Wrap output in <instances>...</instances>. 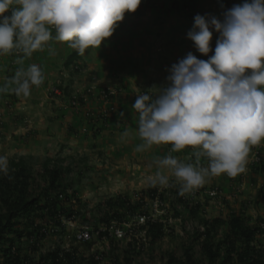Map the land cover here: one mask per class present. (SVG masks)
<instances>
[{
	"label": "clouds",
	"instance_id": "clouds-1",
	"mask_svg": "<svg viewBox=\"0 0 264 264\" xmlns=\"http://www.w3.org/2000/svg\"><path fill=\"white\" fill-rule=\"evenodd\" d=\"M140 3L141 0H0V56L20 52L30 58L46 46L52 54V40L66 42L84 55L88 49H99L102 41L113 35L125 13L135 12ZM221 8L224 10L219 17L196 14L187 32L197 52L213 54L204 60L189 51L166 68L169 74L165 85L139 92L132 104L138 114L137 135L141 141L135 151L171 145L168 155L153 157L157 171L149 178L150 185L168 187L170 176L166 170L179 184L181 195L196 190L194 199L198 201L213 189H200L212 177L244 173L251 149L253 154L259 151L257 164H263L264 0H243L231 8ZM213 32L219 33L214 49ZM19 63L23 64V59ZM45 78L40 65L20 67L10 82L14 87L10 88L6 81L0 86V94L11 91L26 98L31 88L41 86ZM110 91L114 94L103 96L102 92ZM116 93L114 89L99 90L90 85L68 95L56 85L49 88L48 96L59 98L64 108L84 110L85 118L95 121L90 103L101 99L104 106L100 116L106 118L109 110L105 106ZM185 149L191 151L182 159L171 154ZM203 160L207 162L203 164ZM257 164L250 162L251 166ZM8 169V158L0 155V173L7 175ZM83 227L91 231L90 225L76 228L72 235L76 242L75 234ZM68 234L66 229L58 236L71 243ZM28 242L33 243V238Z\"/></svg>",
	"mask_w": 264,
	"mask_h": 264
},
{
	"label": "crops",
	"instance_id": "crops-1",
	"mask_svg": "<svg viewBox=\"0 0 264 264\" xmlns=\"http://www.w3.org/2000/svg\"><path fill=\"white\" fill-rule=\"evenodd\" d=\"M232 1L229 0L228 8L233 6ZM154 2V0H141L135 12L125 13L124 19L118 22L113 35L105 38L99 49H88L84 55L71 49L66 42L52 40L49 42L50 47L55 50L52 54L46 46L43 51L33 52L30 58L23 57L20 52L0 56V86L8 81L10 88L14 87L10 82L16 70L20 67L26 68L30 64L40 65L46 77L41 86L31 88V94L26 98L17 96L11 91L0 94V119L3 120V134L11 137L19 136L21 142L25 144L27 140L30 142L33 139L39 145L41 141L53 142L54 138L58 139L62 145L69 143L72 151L70 159L72 157L75 159L74 166L78 168L82 165L85 170H88L84 177L83 172L80 173L79 170L73 185L70 179L65 180L68 188L77 191L80 197L82 192L85 194L92 192L94 196L103 197L98 182L105 183L111 180V176H115L114 171L117 172L118 180L122 182V188L110 196L107 195V199L118 195L131 198L136 193L148 190L150 183L142 188H136L133 187L132 181L129 183L126 177H123V174L126 176L128 173L124 166H127L126 163L133 157L132 148L141 143L136 133L138 114L132 108L136 95L141 91L158 90L161 85H165L167 83L165 78L169 74L166 68L176 63L179 58L186 56L189 51L204 60L213 54L210 52L205 56L197 52L194 42L187 37V32L193 26L196 14L212 13L215 15L216 11H219L214 0H165L160 4V8H155ZM242 2L243 0H237L236 4ZM191 4L195 7L193 8ZM185 5L190 6L192 10H188L191 13L183 9ZM181 10L184 11L182 14L179 13ZM152 11L158 15V22L165 24L168 21L169 24L171 23L169 26L179 25V28L174 32H167V38L164 39V28L159 30L146 23L144 19L145 13ZM53 35H55L54 32ZM218 35L219 33L213 32L211 41L213 49ZM21 59H23V64L19 63ZM56 85L68 95L81 87L90 85L114 89L117 93L105 106L108 108L111 106V112L106 118L100 116V111L104 106L101 99H99L101 102L93 100L90 103L96 116L95 121H90L85 118L84 110L75 112L73 109L64 108L59 98L48 96L49 88ZM120 112H124L125 115L121 116ZM33 123L36 128L42 126L46 130L37 132L39 129L31 128ZM26 130L30 131L23 134ZM33 130L35 134H32ZM52 133L58 134L59 137L51 138L48 134ZM262 144L264 146V143ZM86 148H89V151ZM170 149L171 145H154L148 150L149 158L153 161L154 156H166L170 153ZM190 151V149H185L171 154L182 159ZM262 151L261 168L250 165L251 149L244 173L236 177H229L226 174L212 177L201 188L219 187L225 197L232 199L234 196L235 199L233 198L232 201L238 202L241 208H245L246 197L241 192L236 193L238 182L246 184L247 180L251 181L253 176L257 178L262 176L261 184L264 187V171H262L264 170V147ZM205 161L203 160V164ZM68 166L69 176L72 165ZM156 171L152 168L151 173L150 168L146 169L148 176ZM82 177L83 183L81 182ZM89 178L93 181L88 180ZM249 190L250 188H247L245 194H248ZM259 193L264 199V192L260 187Z\"/></svg>",
	"mask_w": 264,
	"mask_h": 264
},
{
	"label": "trees",
	"instance_id": "trees-1",
	"mask_svg": "<svg viewBox=\"0 0 264 264\" xmlns=\"http://www.w3.org/2000/svg\"><path fill=\"white\" fill-rule=\"evenodd\" d=\"M214 2L221 12L224 10L221 5L225 8L229 6V0ZM183 9L191 10L187 5L183 6ZM189 10L188 13H191ZM34 162L36 163L33 159L31 162L24 158L17 161L11 159L7 175L0 173V264H102L104 252H95L90 258H85L78 254L74 247L57 246L47 251L41 250V245L48 237L63 235L67 226L62 220L85 225H88V221L85 205H81L79 194L68 188L65 179L62 178L63 174H67L68 166L62 168L57 159H48L38 174L44 182L40 185L37 184V176L33 172ZM164 194L153 186H149L145 192L150 199L158 195L163 200ZM123 197L118 195L104 202L105 207L102 210L109 212V215L104 214L102 218L100 217V221L95 222L94 227L97 228V223H108L110 218L124 216L122 208L126 206L130 220L134 221V217L141 212L142 202H128ZM204 197L212 201L208 194H204ZM176 198L191 216L198 215L204 206L198 199L184 200L179 191ZM218 198L219 196L213 199ZM71 202L79 203L80 206L74 207L70 205ZM172 205L174 206V203H168L161 219L137 226V232L144 227L150 243L160 240L166 234V224L162 218L169 213ZM143 211L148 213L146 209ZM258 220L256 224H251V217L246 215L245 210L239 213L230 211L227 219L216 217L202 220V230L196 231L193 239H200L201 253L206 264H264V249L258 242L261 233L264 232V227L260 226L264 224V217ZM221 227L226 229L222 237L219 236ZM93 232L91 229L90 233ZM104 234L107 235V232ZM30 238H33V243L28 242ZM111 243L113 251L109 264H129V258L137 253L134 242H126L124 255L120 258L118 254H114L119 240H112ZM90 244L91 241L87 242L86 246ZM193 249L190 244L186 245L182 257L179 258L169 253L167 264H199L201 260L195 257ZM97 255L100 258H96Z\"/></svg>",
	"mask_w": 264,
	"mask_h": 264
},
{
	"label": "rangeland",
	"instance_id": "rangeland-1",
	"mask_svg": "<svg viewBox=\"0 0 264 264\" xmlns=\"http://www.w3.org/2000/svg\"><path fill=\"white\" fill-rule=\"evenodd\" d=\"M154 1L156 3L154 2L153 6H155V8L158 7L160 8V4L165 0H154ZM232 2L234 5L237 3V0H233ZM191 5L193 8L195 7L193 6V4ZM183 12L184 11L181 10L179 13L182 14ZM220 14H221L220 10L219 11L217 10L215 13V15L218 17L220 16ZM157 16L158 15L154 14V12L152 11L145 13L144 19H146V23H149L151 26L153 25V27H156L159 30H162V28H164V33H163L164 39L166 37L167 32L171 33L179 28V25H174L172 27L169 26L171 23L169 24L168 21L165 22L166 25L158 22L159 18H157ZM94 86L97 87L99 90L102 89V87H98L96 85ZM109 108L108 110L109 112H111ZM2 121L3 120L0 119V155H5L8 158V162L11 159H15L17 161L24 158L26 161L28 160L32 161L30 159L32 157L35 158L38 161V163L34 164L33 172L37 176L36 177L37 184L40 185L44 184L43 179H41V177L38 174L43 170L42 167L45 166L48 159L50 160H53L54 158L57 159L60 162V166L62 168H65L68 165H72L70 166L72 169L70 175L68 176V174H63L64 176H62V178L65 180L70 179L71 185H73L76 182L77 174L79 170L80 173L83 172L82 173L83 177L87 175L85 173H88V170H85L84 169L85 167L83 168L82 165H80L78 168L77 166L75 167L74 157L70 159V155L72 154V151L70 150L69 143H65L64 145H62L61 142L58 141V139L54 138V137H59L58 134L55 133H52L51 135L48 134L51 138H54L55 141L53 142L41 141L39 145H37V142L33 139L30 142L29 140H27L26 144H28V147H26V144L21 142V138L19 136L11 137L10 135L3 134ZM31 128L35 130L39 129L37 130V132L46 130V128L42 126H38L36 128L34 123L32 124ZM35 130L31 132H34ZM28 131L30 130L23 131V134H25ZM32 134H35V132ZM135 148L136 146L132 148L133 151L132 159H129V161L126 163L127 166H124V168H126L128 173L126 174V176H124L123 174V177H126L125 179L129 183L130 181H132L133 187L142 188L144 185L149 183V178L155 174L154 172L153 174H150L151 176H148L146 169L150 168L152 173V168L156 169V166L152 163V160H150L148 151H144L143 153L142 152L138 153L135 151ZM86 150L89 151V148H86ZM262 156H263V151H262ZM89 161L87 162L86 167L88 166ZM257 165L259 166L258 168H261V165L259 164ZM93 171H97V170H93ZM165 172L170 176L169 186L168 187L156 186V188L158 192L165 193L164 194L165 198H163L162 200L165 206H163L162 208L168 206L169 202L174 203V206L173 205L172 207L170 206L169 213H166V216L163 217V222H165L166 224V229H165L166 234L160 240L150 243L149 237L146 234L144 227L143 229H139L138 232L137 230L133 232V236L132 234L127 233L126 238L128 240H132L131 243L134 242V246L137 252L134 255H132L131 258H129L130 261L129 264H167L166 260L168 258L169 253L174 254L178 258L182 257L183 249L185 248L186 245L189 244L194 248L193 251L195 253V257L201 260L199 261V264H206V261L204 260V257L201 253L202 250L200 248L201 247L200 239L199 240L193 239L195 232L202 230V225H201L202 220L204 219L210 220L216 217H222L223 219H227L230 211L239 213L242 212L243 210L246 211V215L251 217V224L253 225L256 224L257 221H259L258 218L264 217V207H263L264 199L263 196L259 193V187L261 188V191L264 192V187H262L263 184H261L263 182L262 176H260V178L259 176L258 178L253 176L251 180L253 181V183L249 181V179L247 180L246 184H243V182L241 181L238 182V186H237L238 189L236 190V193L241 192V194H244L243 196L246 197V200L244 202L246 204L245 208H241L242 206H240L238 202L232 201L234 196H232V199L231 197H225L223 195V191H220L219 192L220 197L218 199L212 198V201L206 200L204 195H202L201 201H199L202 202V204L204 205L202 210H200L198 215L191 216L188 210H186V208H184L183 205L177 202L176 197L180 187L179 184L176 183L174 177H171V173H168L166 170ZM114 174L115 176H111L110 178L111 180H107V182L105 183L98 182L102 189L103 197H99L97 194H95L97 196H94L92 192L87 194L82 192V195L80 197L81 199H79L81 201V205L82 204L83 206L85 205V210H86L85 214L87 217L88 225H90L91 229L94 230L92 234L91 244L86 246V244L78 243L72 239L73 232L77 230L76 228H80L81 225H85L84 223H81L80 225H76L74 223H67L68 226L66 224L65 225L67 226V231H69L68 236L71 238L69 240L71 243H67L68 241L66 242L63 238H61L58 235L50 236L43 242V245H41V249L43 251L50 250L51 248L57 246H61V247L68 246L70 248L73 247L76 248L77 253L85 258H90L92 254H95V252H104L105 258L102 260L103 261L102 264H109L111 262L112 259L111 252L113 251L111 250L113 249L111 242L112 240H117V239L113 237L105 238L106 235L104 234V232H107L108 235V229L110 226L121 227L123 230L126 231L128 229L127 225L133 223L132 220H130V214H127L128 207L126 206L122 208L123 209L122 212L125 213L124 216L119 215V217L115 219L110 218V221L108 220L109 221L108 223L107 222L101 224L97 223V228L94 227V223L100 221L99 219L100 217L102 218L104 214L109 215V212L102 210V208L105 207L104 202L108 200L107 195L110 196L111 194L115 193V191L117 192L122 188V182L121 180H118L117 172L114 171ZM83 177L81 178L82 183L84 182ZM91 179L92 178H89L88 180ZM91 181H93V179ZM247 188H250V190L248 194H245ZM146 190L147 189H145L142 193L140 192L136 193L135 196L133 195L134 197L132 196L131 198L126 196L125 200H129L130 202H135V201L140 202V200L146 198L150 199L147 195H145ZM37 191L38 190H36V192ZM231 195H233V193H231ZM150 200L152 201L153 199ZM70 205L74 207L80 206L79 203H73V202H71ZM219 231H220L219 236L222 237L223 234L226 232V229L225 227H221ZM258 242H260L259 244H261V246H263L264 249V232L261 233ZM125 244H127L126 241H119V243H117L115 247L114 254H118V256L122 258L124 255V248L126 247Z\"/></svg>",
	"mask_w": 264,
	"mask_h": 264
},
{
	"label": "built area",
	"instance_id": "built-area-1",
	"mask_svg": "<svg viewBox=\"0 0 264 264\" xmlns=\"http://www.w3.org/2000/svg\"><path fill=\"white\" fill-rule=\"evenodd\" d=\"M90 92V90H88ZM104 97H107L108 95L114 94V91H110L109 93H104L102 92ZM253 162L257 163L259 161V151L256 150L253 154ZM220 192V189L217 187L213 188L210 191H207L211 197L218 196ZM180 194V193H179ZM197 194L196 190H193L192 192L185 193L183 195L180 194V196L184 200H193ZM142 202V209L141 212H139L134 218V221H132V224L127 225V230H123L121 227H115V226H110L108 229V237H113L116 238L117 240H125V241H131L126 238L127 233L132 234L137 230V226H142L146 224L148 221H156L158 219H161L162 215L165 214V208H162L165 206L163 204L162 200L158 195H156L155 198L151 201L150 199H143L140 200ZM147 210L148 213H145L143 210ZM163 219V218H162ZM71 221L67 220H62V223H70ZM261 227H264V224H261ZM43 231V230H42ZM76 240L79 243H86L92 240V234L90 233L89 229L87 227H83L82 231L77 232L76 234ZM135 235V234H134ZM96 258H100L99 255L96 256Z\"/></svg>",
	"mask_w": 264,
	"mask_h": 264
}]
</instances>
